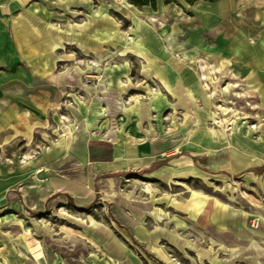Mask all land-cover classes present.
Instances as JSON below:
<instances>
[{"label": "rangeland", "instance_id": "1", "mask_svg": "<svg viewBox=\"0 0 264 264\" xmlns=\"http://www.w3.org/2000/svg\"><path fill=\"white\" fill-rule=\"evenodd\" d=\"M196 1L0 0L2 70L48 95L30 131H0V264H264V101L181 43ZM90 138L123 159L87 171ZM43 167L87 171L91 200L26 213L16 182Z\"/></svg>", "mask_w": 264, "mask_h": 264}, {"label": "crops", "instance_id": "2", "mask_svg": "<svg viewBox=\"0 0 264 264\" xmlns=\"http://www.w3.org/2000/svg\"><path fill=\"white\" fill-rule=\"evenodd\" d=\"M158 3L164 4V0H156V5ZM193 4V30L190 32L189 28L181 29L182 34L187 35L186 41L181 43H188L189 36L193 33L190 48L201 51L206 46L221 67L231 68L239 79L251 85L253 91L264 101V0H197ZM11 35L16 56L24 62L31 58L30 54L34 52V46L31 45L35 40L25 38L24 19L16 28H11ZM197 40H201L200 44ZM40 48L39 45V51ZM1 55L0 48V131L6 135L14 129L22 130L26 120V130L30 131V125L34 123L33 116H44L38 101L48 99V95H41L40 89L33 92L38 95L31 94L29 90H32L30 88L35 82L26 80L24 75L6 74L2 67L7 66V62ZM62 97L63 95H55L51 100L58 102ZM84 104H87L86 101ZM90 139L85 142V154L80 164L81 167H86L87 171L90 165L96 164L97 167L104 158L113 159V164L123 159L121 143L108 144L102 140L91 139L102 148L90 153ZM108 149L110 151L107 152ZM43 170H46V167L36 168L28 179L16 182L15 194L20 198L26 213L43 212L46 203L48 206L56 198H64L57 201L56 206L66 205L67 195L73 197L80 205L91 200L87 171L80 169L48 175L42 172Z\"/></svg>", "mask_w": 264, "mask_h": 264}, {"label": "trees", "instance_id": "3", "mask_svg": "<svg viewBox=\"0 0 264 264\" xmlns=\"http://www.w3.org/2000/svg\"><path fill=\"white\" fill-rule=\"evenodd\" d=\"M130 3L137 6H150L155 9L156 0H128ZM170 0H165V3H168Z\"/></svg>", "mask_w": 264, "mask_h": 264}, {"label": "bare ground", "instance_id": "4", "mask_svg": "<svg viewBox=\"0 0 264 264\" xmlns=\"http://www.w3.org/2000/svg\"><path fill=\"white\" fill-rule=\"evenodd\" d=\"M203 77H205V75H204V74H203ZM221 108H222V107H221ZM215 117H216V116H215ZM213 118H214V117H213ZM213 118H212V119H213ZM177 127H178V126H177ZM177 127H176V128H177ZM62 136H63V137H64V139H65V134H64V133H62Z\"/></svg>", "mask_w": 264, "mask_h": 264}]
</instances>
